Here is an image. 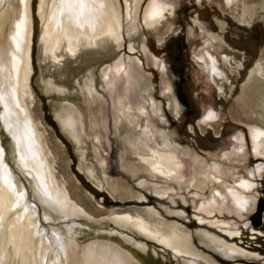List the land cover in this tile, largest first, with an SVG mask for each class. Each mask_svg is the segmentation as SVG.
<instances>
[{
  "label": "rangeland",
  "instance_id": "374dc122",
  "mask_svg": "<svg viewBox=\"0 0 264 264\" xmlns=\"http://www.w3.org/2000/svg\"><path fill=\"white\" fill-rule=\"evenodd\" d=\"M1 1L0 14L7 11L0 20L3 44L11 33L18 3ZM125 1H115L122 17L123 47L118 48L110 37L98 40L97 46L85 43L84 50L75 54L63 45L57 53L61 58L55 60L46 53L42 41L45 24L40 17V0H30L32 73L23 104L38 129L43 153L61 189L90 216L76 221L79 245L110 242L137 264H208L205 257L217 264H264V168L258 173L259 167H264V155L256 153L248 130L249 126L264 130V0H237L230 6L225 0H166L174 7L172 16L150 30L142 20L151 0H142L136 22L144 29L139 27L136 33L130 31ZM47 4L49 11L51 1ZM204 51L218 59L224 78L210 79L208 70L198 63L197 57ZM122 62L123 70H129L130 76L132 73L133 95L146 100L148 115L141 125L144 130L150 127L162 148L169 143L183 163L189 190L183 184L166 198H159L155 185L168 187L170 182L151 179L147 168L137 160L148 155L147 144L142 141L145 133L132 131L124 117L116 120L115 102L129 93L126 74L122 70L107 80L103 76ZM257 68L262 75L253 73ZM166 86L170 93L165 91ZM158 106L161 112L156 114L151 108ZM2 109L0 101V144L5 163L24 185L28 200L38 206L40 226L64 230V223L42 219L30 178L18 169L12 137L1 119ZM211 111L218 115L213 122L206 121ZM71 118L75 125L68 133L63 122ZM209 170L220 176V182L211 185L206 181ZM242 181H251L252 190L238 188ZM227 187L242 190L246 201L234 203ZM254 196L256 203L263 199L258 228H253L249 220L255 211L256 204L253 207L250 203ZM153 209L160 213L161 221ZM128 215L142 217L150 228L166 233L171 227H182L191 234L194 247L203 257L175 256L132 227H119L112 221ZM223 222L229 226H220ZM227 229L239 232V236L231 238ZM108 232L113 233L108 236ZM119 235L130 239L125 241ZM207 237L220 245L226 241L248 256L225 257L207 247L203 242ZM137 242L145 243L146 249L137 248ZM69 262L74 264V259ZM6 264L15 262L11 259Z\"/></svg>",
  "mask_w": 264,
  "mask_h": 264
},
{
  "label": "bare ground",
  "instance_id": "6f19581e",
  "mask_svg": "<svg viewBox=\"0 0 264 264\" xmlns=\"http://www.w3.org/2000/svg\"><path fill=\"white\" fill-rule=\"evenodd\" d=\"M16 1L18 3L17 15L13 18L11 33L7 41L5 40L3 44H1L2 42L0 43V101L3 108L1 119L12 137L18 169L26 173L30 178L33 197L40 204L42 210V219L49 222L64 223V230L57 227H49L48 229L40 226L37 216L38 206L31 203V200H28V194L24 185L19 181L17 176L13 175L5 163L4 150L0 144V150H2L0 151V264H6L11 259L14 260L15 264H71L69 260L72 261L73 259L74 264H137L125 251L110 242L95 241L80 246L77 241V227L79 226L76 222L77 219H89L90 216L70 195L61 189L43 153L44 147H41L40 136L37 134L38 129H35L31 122L29 110L23 104V99L28 94L26 90L29 89L28 85L32 73L30 56L32 20L30 0ZM50 1L51 5L50 7L48 6L49 11H46L45 5L48 0H40V17L45 24L42 41L46 47V53L52 54L55 60L61 58L57 53L62 49L63 45L69 47L70 52L75 54L84 48L82 46L85 43L97 46L96 42L98 40L110 37L118 48L123 47L122 17L118 13L119 9L116 7L115 2L117 1L118 3V0H83V2L81 0ZM236 1L225 0V3L230 6ZM141 2L142 0H132V7L130 0L125 1L126 19L132 25L130 31L134 33L138 32L139 27L144 29L143 26L140 24L139 26L136 22L138 18L136 13H138V6ZM2 3L3 1L0 0V12ZM173 9V5L167 3L166 0H151L145 9L142 21L147 29L156 28L163 21H166L168 16H172ZM45 11L48 13H45ZM6 14V10L3 14L1 13L0 20L1 18H5ZM212 39L216 41V38L213 37ZM197 60L198 63H202L204 68L208 70L210 79L224 78V72L220 69L219 61L211 52H202L197 57ZM225 61L229 62L230 60L226 58ZM155 65L157 66L158 64L155 62ZM122 70L123 62L120 65H114L106 71L103 79L107 80L108 77L113 74H119ZM123 71L126 74L125 81L128 84L125 87L129 93L126 97L121 96V99L117 103L115 102L116 120L118 121L120 117H124L132 131L135 129V133H145V136L143 135L144 137L142 136L143 139L142 137L141 139L147 144L148 155L138 156L137 160L147 168L151 179L165 181L167 184L170 182L175 185L174 187L170 183L168 187L155 185V192L159 198H166L170 193L176 192L177 187L183 184L189 190L191 188L189 186L190 182H188L184 171H182L183 163L175 155L169 143L162 148L158 143L156 135L152 130H149L150 127L148 126V129L144 130V125H141L142 118L148 115L147 108L145 107L146 100L143 96L135 97L133 95L134 87L132 85L134 82L131 81L132 73L130 76L129 70L124 69ZM253 73L262 75L260 68L255 69ZM165 91L170 93V87L166 86ZM153 98L152 95L149 96L152 106L156 105ZM136 99L139 100L136 101ZM177 108L178 104L174 99L175 111H178ZM151 109L156 114L157 112H161L160 106L156 109ZM217 116L215 112L211 111L207 115L206 121L213 122L217 119ZM74 125L75 120L73 118L63 122V127L68 133L73 131ZM248 130L255 144L256 153L264 155V130L257 126H249ZM229 156L231 157L232 155ZM218 167H216V174L220 172V167ZM263 168L260 166L258 173ZM206 181L213 185V183L220 182V176L211 173L209 170ZM253 186L254 184L251 181L238 182V188L243 191H251ZM226 189L230 191L228 197H231L234 203L240 205L239 203L242 202L241 204H243L246 201L247 197L244 196L242 190L235 189V187H227ZM218 193L221 196L223 195L222 192ZM214 198L212 196V199ZM214 200L216 202V198ZM250 203L253 207L255 206V196L250 198ZM212 206H214L213 203ZM202 210L204 211V208ZM211 210L206 211L209 216L212 214ZM153 211L154 215L161 221L160 213L154 209ZM112 221L119 227H132L139 235L169 249L175 256L203 257V254L194 247L195 244L193 245L191 234L180 226L171 227L169 233H166L159 228L153 230L150 228V224L142 217L128 215L114 217ZM66 222L68 223L66 224ZM222 225L224 227L229 226L225 222L220 226ZM114 232L116 234V231ZM112 233L108 232L107 235L109 236ZM227 234L232 238L237 236L239 232L229 229ZM119 236L125 241L130 239L125 235V237ZM207 238H204V241L202 240L207 247L215 251L218 250L225 257L233 259L247 255L241 249L230 245L222 239L223 242L219 241L220 245L218 244V240L216 241V239L211 237ZM135 245L140 250L146 249L145 243L137 242ZM204 260L208 264H217L213 259L208 257H205Z\"/></svg>",
  "mask_w": 264,
  "mask_h": 264
},
{
  "label": "water",
  "instance_id": "95a60500",
  "mask_svg": "<svg viewBox=\"0 0 264 264\" xmlns=\"http://www.w3.org/2000/svg\"><path fill=\"white\" fill-rule=\"evenodd\" d=\"M262 213H263V199H259L256 203L255 211L249 217V220L253 228H258L261 225Z\"/></svg>",
  "mask_w": 264,
  "mask_h": 264
},
{
  "label": "snow or ice",
  "instance_id": "6c2138e0",
  "mask_svg": "<svg viewBox=\"0 0 264 264\" xmlns=\"http://www.w3.org/2000/svg\"><path fill=\"white\" fill-rule=\"evenodd\" d=\"M81 2H83V0H81ZM0 151H2V150H0Z\"/></svg>",
  "mask_w": 264,
  "mask_h": 264
}]
</instances>
